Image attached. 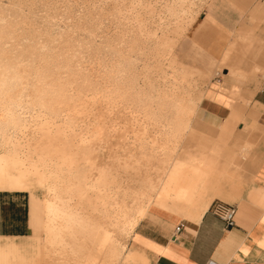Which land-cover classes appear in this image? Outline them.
<instances>
[{"label": "bare ground", "instance_id": "bare-ground-1", "mask_svg": "<svg viewBox=\"0 0 264 264\" xmlns=\"http://www.w3.org/2000/svg\"><path fill=\"white\" fill-rule=\"evenodd\" d=\"M33 1L40 0H32L31 3ZM18 2L20 4L23 0H18ZM113 2L115 11L111 13L109 19L116 23L119 30L111 35L112 43L109 48L102 55L93 54L86 60L81 57L83 66L81 67L80 62H77L74 66L75 70L66 76L56 71L58 61L51 66H46V70L54 77L53 85L44 88L39 85L38 81H33L38 86V90L43 93L42 111L46 115L40 118L41 112L37 111L36 120L32 116H25L26 122L14 130H7L3 124H0V148L12 144L14 151L27 154L30 159L32 154H35L34 162L39 164L42 169L59 171L62 165L64 188L75 186L85 194L83 199L79 196L75 198L70 211L87 217L91 221L90 225L86 224L84 228L76 229V234L72 235L65 232L67 224L63 217H54L51 221L52 233L62 235L63 238L58 240L55 246L51 243L48 246L53 249L54 255H58L59 261L63 264L69 258L66 251L68 243H73L77 249L75 252V249H72L76 263H82L83 252L81 249L86 241L87 243L89 241L91 245L89 255L86 253L84 257L87 259V264L96 261L99 254L103 255L102 260L110 259L112 248L109 247L101 251L97 241H103L106 233L116 234L119 237L125 224L126 215L133 210L138 213L142 212L144 215L150 206L156 205L181 213L191 212L194 210L195 204L186 200V194L188 189L195 188L201 177L206 174L201 171L203 166H207L204 165L203 156L196 157L199 153L196 156L189 153L182 157L177 156V145L171 138V127L174 119L173 114L179 110L187 133L189 131L195 133L191 129L194 105L190 103L191 100L188 102L190 97L187 98V95L181 91L183 89L181 85L188 80L185 77L188 73L196 72L204 78L208 72L195 63L186 64L180 60L177 54L172 56V63L177 66L179 72L165 71L162 58L164 53L158 45L171 28L170 22L164 19L166 15L153 8L152 18L148 20L147 16L142 15L143 12L135 11L137 14L134 15V20L137 22L131 23V25L121 19L120 0ZM185 4H187V0H180L179 5L176 4L178 7H171L172 4L171 6L167 4L169 7L164 8L167 17L170 15L171 20L175 19L176 22L172 21V24L175 22L180 26L182 22L191 18V9L181 6ZM95 11V9H88L85 15ZM0 13L3 16V11ZM125 16L129 15H123V18ZM0 19L2 20V17ZM5 24L0 23V64L5 60L12 59L9 54L21 47V38L16 37L18 29ZM152 24L156 27L155 29L152 28ZM158 29L162 31V33L159 32L160 36L157 33ZM141 31L143 35H141ZM11 32L17 40L14 39L15 41L8 45L11 40L7 37ZM172 44L170 43V45ZM119 45H123V47ZM29 47H33V45H29ZM54 47L63 48V54L69 55L74 54L76 46L59 47L54 45ZM169 48L171 49V47ZM169 48L168 50H170ZM162 49L165 50L163 47ZM226 60L227 54L225 53L223 61L226 62ZM92 63H94L93 66H91ZM157 70H160V73H155ZM236 71L233 70L232 73H236ZM33 76H35V72H33ZM197 77L199 76L197 75ZM30 95L31 102L28 95H25L19 102L25 108L31 103L35 110L39 106L35 91ZM76 101L88 104L76 107L74 105ZM97 103L101 107L95 110ZM119 114L124 118L121 120V126H117L119 124L117 115ZM79 117L90 119L89 123H86L89 125L87 131H82V129L80 131ZM116 134L120 138L116 142L117 145L130 150L126 158L121 157V166L136 169L140 185L123 184V180L116 170L104 163L101 158L102 161L98 159V150L104 148L106 144L108 146L105 148H112L109 143ZM189 136L193 137V134ZM131 145H135L134 147L140 151H131L134 148ZM174 156L183 165L182 167L176 168ZM109 157L114 161L119 159L114 152H111ZM172 168H176L175 175L172 173ZM23 188L26 189L28 186ZM86 208L90 210L89 215L85 211ZM84 211L87 214H84ZM45 222H48L46 213ZM124 239L127 240V237ZM51 251L50 253H52Z\"/></svg>", "mask_w": 264, "mask_h": 264}, {"label": "crops", "instance_id": "crops-1", "mask_svg": "<svg viewBox=\"0 0 264 264\" xmlns=\"http://www.w3.org/2000/svg\"><path fill=\"white\" fill-rule=\"evenodd\" d=\"M262 2L264 0H208L206 3L211 5L208 10L219 27L202 31L199 42L211 51L213 65L215 59L223 62L225 53L227 60L223 73L215 72L196 107L191 121L195 133L186 134H193L190 136L193 142L181 155L199 153L196 157L203 156L207 166L201 171L206 174L198 184L207 178L225 191V198L210 200L203 211L195 204L194 210L186 213L150 206L137 222V234L170 253L162 256L149 251L144 259L150 264H238L235 248L241 240L249 249V255L240 258L247 264H264V249L258 246L259 241L264 240V214L258 207L264 202ZM200 67L209 73V68ZM233 70H237L236 73H232ZM38 198L28 188L0 187V247L11 241L20 249L22 259H38L40 264H63L52 248L51 251L46 245L41 252L38 241L30 238L36 215L34 200ZM218 201L234 207V225L228 226L211 211ZM85 211L90 214L88 208ZM67 245L69 258L64 264L88 263L84 257L91 250L89 241L82 245V263L74 260L75 245ZM47 251H51V255ZM102 256L99 254L98 259L102 260Z\"/></svg>", "mask_w": 264, "mask_h": 264}, {"label": "snow or ice", "instance_id": "snow-or-ice-1", "mask_svg": "<svg viewBox=\"0 0 264 264\" xmlns=\"http://www.w3.org/2000/svg\"><path fill=\"white\" fill-rule=\"evenodd\" d=\"M181 6L191 9L192 19L185 26L186 31L183 35L193 47L196 46L202 31L219 27L217 20L208 10L211 5L185 4ZM3 7L10 9L23 6L4 4ZM29 7L33 9V12L22 26L18 25L22 31L26 32L21 41V47L9 54L12 59L5 60L0 64V124H3L7 130H14L20 124L25 123V116H32L36 120L37 111L41 112L40 118L46 115L42 111L43 93L38 90V86L33 82L34 80L38 81L39 85L44 88L53 85L54 77L46 70V66H51L58 61L56 71L66 76L75 70L74 66L77 62H80L81 67L83 66L81 57L86 60L93 54L102 55L112 43L110 34H106L108 19L105 18L106 15L111 17V5H80L67 2L50 5L37 2L29 5ZM130 7L136 11L144 8H167L169 6L133 4ZM261 7L264 8V2H262ZM48 8L62 9L63 14L52 18L44 11ZM84 8L95 9L96 11L85 15L81 11ZM2 22L0 21V23ZM136 22L133 21V23ZM141 35H143L142 31ZM64 43L68 46H76L74 54L65 55L63 48L54 47V45ZM29 45H33V47H29ZM119 46L123 47V45ZM161 47L166 48L167 45L162 44ZM33 72H35V76H33ZM33 91L36 93L39 105L35 110L31 103L25 108L19 102L25 95H28L31 102L30 93ZM173 117L171 138L179 149L182 141L187 138V129L179 110L173 114ZM131 146L134 147L135 145ZM13 149L12 144L0 148V187L23 188L28 186L30 192H35L37 197H40L34 200L36 215L30 238L38 241L41 252L49 243L55 246L57 241L63 238L62 235H54L51 231L50 225L54 217H63L67 224L65 232L72 235L76 234V229H82L86 224H91L87 217L70 211L75 198L79 196L83 199L85 194L75 186L64 188L62 165L59 171L42 169L39 164L34 162L35 154H32L30 159L27 154H22ZM173 159L176 160V157L174 156ZM182 166L180 161L176 160V168ZM176 168L171 169L173 175H175ZM224 198L225 191L215 187L207 178L197 187L189 188L186 194V200L199 205V211H203L204 206L210 200ZM258 207L261 214H264V202H261ZM45 213L48 218L47 223L45 222ZM142 215V212L131 211L125 217V224L119 237L112 233H106L103 241H97L101 251L111 247L112 256L110 259H97L92 264H150L144 259L145 254L149 251L162 256L170 255L167 250L137 234V221ZM173 227L175 230L176 226ZM124 237H127V240ZM258 246L264 249V240L259 241ZM19 253L20 249L15 247L14 242H7L3 247H0V264H40L38 259L20 258ZM235 253L238 264H247L246 260L240 258L241 255L243 257L249 255V249L244 246L243 240L236 244Z\"/></svg>", "mask_w": 264, "mask_h": 264}, {"label": "rangeland", "instance_id": "rangeland-1", "mask_svg": "<svg viewBox=\"0 0 264 264\" xmlns=\"http://www.w3.org/2000/svg\"><path fill=\"white\" fill-rule=\"evenodd\" d=\"M31 1L32 0H23V2L19 4L18 0L17 1L16 0H0V10L3 11V13H4L3 16H1L2 13H0V18L2 17V20L0 19V21H3L1 24H5V22H6L5 25L10 26L12 28H17L18 30H17V33H16L17 34L16 37L21 38L20 41H22V39L25 37L26 32L25 31H22L21 30V27H18V25L22 26L23 23H24V21L27 19V17L33 12V9L31 7H29V5L34 4V3H37V2L47 3V4H50V5H52V4H64L66 2L67 3H72V4H80V5L107 4V5H111L112 6L111 13H113L115 11L114 10V2H113L114 0H40V1H33L32 3H31ZM144 1H145V3H143ZM179 1L180 0H167V1L166 0H120L119 3H120V6H121V10H120V14H121V17H122L121 19H122L123 22H126L128 24L129 23L131 24V23H133V21H135L134 20L135 19V16L134 15H136L137 12L138 13H142L143 12L142 15L145 16V17L147 16L148 20H150L152 18L151 17V14H152V9L153 8H150V9L144 8V9L136 10L137 12H135V11L133 12V10L130 7L133 4H144V5H148V4H151V5L152 4L153 5H165L166 4L167 5V4H169L170 6L172 4L171 7H173V6L174 7H178ZM207 2H208V0H187V5H192V4H206ZM4 4L21 5L23 7H20V8L13 7V8H10V9H5V8L3 9V5ZM176 4H178V5H176ZM123 6H128V7H123ZM164 8L165 7L156 8L158 12H162V13H164V15H166V16H164V19H165V21L170 22V27H171L169 29V31H168L167 36H163L162 38L164 40L162 39L161 43L158 45L159 49H161L162 50V53H164V55H165L164 56L162 54V56H163L162 57L163 58V62L165 63V64L163 63V69L165 71H169L171 73L179 72L177 66L172 63V56H174L175 54L178 55V57L180 58V60L184 61L188 65H192V64L195 63V65H197V66L198 65L199 66H206L207 68H209V73H208L207 76H204V78H203L202 75L200 76V74H198L196 72L193 73V74L192 73H188L185 76L186 77V80L188 79L186 81L187 83L186 82L184 84L182 83V85H185V86H182L181 85V87L183 88V89H181V91L185 95H187V98L190 97L188 99V102L191 100L190 103L194 105V109L195 110H194V113L192 115V119H193L194 114H195V111H196V107H197L199 101L202 99V97L206 93V88L208 87V85L210 84V82L212 81V79L214 78L215 72L217 70H219L221 72V74H222L223 73V71H222L223 69L222 68L226 66V62L223 61L224 63L223 62L218 63V61L215 59V63L213 65V62H212V60H211V58L209 56V55H211V53H210L211 51L206 46H204L198 40V42L196 43V46L193 47L192 44L184 38L183 33L186 31V27L185 26L189 23V21H191L192 16H190L191 17L190 19H187L186 20V22L188 21V23L182 22L180 24V26H179V24H176L175 23L176 22L175 19L174 20H171L169 18L170 15H169V17H167L168 15H167L166 10H164ZM88 9L89 8H84L81 11L85 14V12ZM44 11L49 16H51L52 18H55L56 16L63 14V10L62 9L61 10H58V9H55V8H48V9H44ZM149 12H150V16H149ZM165 12H166V14H165ZM123 15H129V16H125V18H123ZM190 15H191V11H190ZM105 18L108 19V25L106 26V34H110V36H111V35L114 34L113 32H117V30H119V29L117 28L118 26L116 25V23H114L112 20H110L107 15L105 16ZM169 20H171V21H169ZM172 21H175V22H173V24H172ZM153 24H152V28L155 29L156 27L154 25H156L157 23H155L154 25ZM12 25H14V26H12ZM177 26H178L179 29L177 28ZM19 28H20V31H19ZM173 30H174V32L175 31L176 32L174 33ZM160 31H161V29H158L157 30L158 36H160L161 33H162V31H161V33H159ZM176 34H177V36H176ZM170 35H171V37H169ZM172 36H174V37L172 38ZM16 37L11 32V34H9L8 37H7L9 40H11L8 43V45L10 43H12V41L17 40ZM32 38L35 39V37H32ZM167 39L168 40H172L174 42H172V41H169L168 42ZM247 40H249V39H247ZM164 42H165V44L168 43L167 44V47L165 48L166 52H164L165 50L162 49V47H160L162 44L165 45ZM170 43H173L174 45L173 44L170 45ZM56 46L65 47V46H67V44L66 43H64V44H58ZM168 46L171 47V49ZM251 47H252V44L250 45L249 48H251ZM168 48L170 50H168ZM248 50L249 49H247V51H246L247 53H248ZM172 52H174V53H172ZM243 53L244 52H242V54ZM167 54L168 55L171 54V55L168 57ZM93 65H94V63L91 64V66H93ZM155 73H160V70H157ZM197 75L199 77H197ZM192 84H193V86H191ZM186 90L189 93H187ZM191 91H193V92L191 93ZM201 95H203V96H201ZM191 98H193V99H191ZM76 102L74 103V105L76 107H77V105L79 107V106L88 104V103H83L81 101L80 102L78 101L79 104H80L79 105L78 102L77 103ZM81 103H83V104H81ZM99 107H101V106H100L99 103H97L95 105V110H97ZM79 118H78L79 121L78 120L77 121L80 124V131H81V129H82V131H84V130L87 131L89 129V125H86V123L88 124L89 121H90V119L88 118L89 119L88 120L86 117L85 118L82 117V119H81V117H79ZM84 119H86V120H84ZM123 119L124 118H122V115L121 114L117 115V121L119 123L117 126H121L122 125V121L121 120H123ZM81 120H84V121L82 122ZM80 122H82V123H80ZM186 137H187L186 140L182 141L181 147L179 148L180 151H179V149H177V156L182 157V156L187 155V154H185V155H181V154H184L185 153L184 150L186 148H189V147L191 148V145H192V142L193 141L191 140V137L189 135H186ZM117 140L119 141L120 138L116 134V136H113L111 138V141H110L111 143H109V145L110 144L112 145V148H110V147L105 148L106 146H108L106 144V146L104 148H101L100 150H98V152H97L98 159L100 161L103 160L104 163L109 164L111 167H113L116 170V172L120 175L121 179L123 180V184L134 183L136 185H140V178H139V175H137L138 173H137L136 169L131 168V167L130 168H128V167L126 168V167H122L121 166V161H122V158L121 157L126 158L128 156V151H130V150L126 149L125 147H120V145L118 147V145L116 143V142H118ZM129 140H131V139H129ZM131 151H135L136 152V151H140V150L138 148L134 147ZM111 152H114L116 154V156L119 158L118 160H119L120 163L118 162V160L117 161H114L113 159H111L109 157ZM151 171H154V169H151Z\"/></svg>", "mask_w": 264, "mask_h": 264}, {"label": "built area", "instance_id": "built-area-1", "mask_svg": "<svg viewBox=\"0 0 264 264\" xmlns=\"http://www.w3.org/2000/svg\"><path fill=\"white\" fill-rule=\"evenodd\" d=\"M211 211L216 216L224 220L228 226L234 225L235 209L232 205L222 201H218L213 204V206L211 207ZM209 264H215V263L210 262Z\"/></svg>", "mask_w": 264, "mask_h": 264}]
</instances>
